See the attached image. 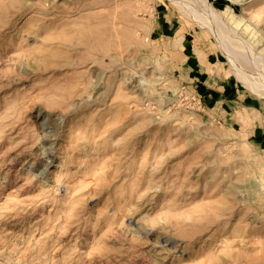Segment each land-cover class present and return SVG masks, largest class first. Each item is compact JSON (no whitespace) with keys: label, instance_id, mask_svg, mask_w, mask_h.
<instances>
[{"label":"rangeland","instance_id":"374dc122","mask_svg":"<svg viewBox=\"0 0 264 264\" xmlns=\"http://www.w3.org/2000/svg\"><path fill=\"white\" fill-rule=\"evenodd\" d=\"M0 264H264V0H0Z\"/></svg>","mask_w":264,"mask_h":264},{"label":"bare ground","instance_id":"6f19581e","mask_svg":"<svg viewBox=\"0 0 264 264\" xmlns=\"http://www.w3.org/2000/svg\"><path fill=\"white\" fill-rule=\"evenodd\" d=\"M50 1H52V0H50ZM230 190V189H229ZM262 196V195H261Z\"/></svg>","mask_w":264,"mask_h":264}]
</instances>
